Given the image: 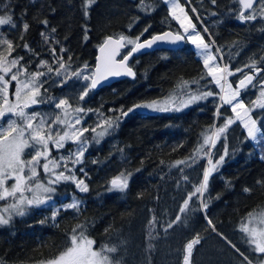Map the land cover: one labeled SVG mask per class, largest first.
<instances>
[{"label": "trees", "instance_id": "obj_1", "mask_svg": "<svg viewBox=\"0 0 264 264\" xmlns=\"http://www.w3.org/2000/svg\"><path fill=\"white\" fill-rule=\"evenodd\" d=\"M83 3L84 0H0V15H11L16 25L15 28L11 25L0 26V36L14 43H23L20 40L22 22L29 23L30 28L24 34V41L40 56L33 57L23 48H17L12 55L23 56L22 63L31 60L29 71H37L41 59L49 61L53 68L57 67L52 63L54 58L46 50L48 46L42 44L40 37L42 30L50 31L51 27H55L57 31L53 35L60 44L53 46L57 53L60 47L67 49V52L62 53L65 61L68 56L72 57L68 71L81 69L85 62L89 65V71H92L99 45L106 36L123 33L135 37L151 25L141 37L144 40L164 30L163 0H146V3L152 5L147 13L137 7L139 0H95L88 10V18L83 15ZM44 18L49 21V29H44L38 23V20ZM85 26L89 29L87 41L84 40ZM180 52L158 49L137 55L130 61L136 72L134 79L124 78L93 90L83 101L74 96L73 100H77L73 106L78 104L85 109H99L103 114L92 111L83 115L84 126L95 127L104 116L118 114L110 109H119L121 105L127 108L135 103L163 99L176 91L182 97L189 90H205L212 86L207 81H200L199 85L192 83V73L201 71L203 65L194 57V53L184 55ZM56 78L54 72L41 77V80L47 81L41 89L44 93L46 87L47 92L44 94L47 100L49 97L63 95L65 89L71 92L83 89L84 84L78 88V80L75 78L69 79L62 86H53L52 81ZM181 80L189 81L192 86L189 83L187 89H181ZM14 90L15 82L10 87V93ZM258 95L259 90L252 89L251 92L242 93L240 99L250 106V102ZM52 103L33 105L27 110L32 111L39 106L47 108ZM221 104L217 95L198 102L186 111L138 110L124 118L110 135L104 136L99 143L91 142L83 162L75 165V174L85 179L89 192L82 193L74 184L61 183L56 186L53 206L33 209L29 215L15 218L10 226L0 227V260L4 264H32L47 260L65 245L71 229L87 219L94 224L89 228V235L96 240L97 247L103 243L118 245L119 251L115 255L122 258L124 264H133V261L142 263V260L143 264H159L157 246L170 232L171 228L168 229L167 225L177 215H181L183 232L189 234L191 239L197 233L202 237L201 243L195 247L197 253L192 256V264H197L198 253L207 257L214 248H225L231 254L230 258L236 256L241 260L242 256L231 245H235L255 263V254L250 247L241 244L242 233L238 228L247 212L258 207L264 208V187L256 183L264 181V160L260 159V149L264 147L246 139L247 132L239 121L228 128L226 140L221 138L212 149L218 156L226 143L230 155L210 178L209 191L204 197L210 201L208 208L201 210L200 199L194 197L190 202V208L194 210L180 213L187 194L193 191V185L202 178L207 158H201V153L191 167H174L175 162L193 154L203 141L202 133L211 125L221 126L226 117L234 116L230 106L223 105L219 108L222 115L217 117L215 113ZM252 116L261 120L260 126L264 128V110L255 109ZM85 136L91 140L94 133L88 132ZM74 148L76 145L69 142L64 149L53 150L52 154L67 156L69 150L74 151ZM69 167L73 166L69 164ZM81 167L86 176L79 171ZM40 171L41 179L46 180L43 171ZM121 172L132 173L128 189L125 192L106 191L108 182ZM185 175L187 181L183 179ZM245 187L252 189L250 194L243 192ZM217 195L219 199H216ZM73 197L83 202L81 212L61 210L55 222L48 220L40 223L46 217H51L52 211L60 208L62 203H70ZM205 216L212 220L216 232L212 231ZM153 217L155 222L149 225ZM178 224L173 226L177 227ZM109 225L112 226L111 230L105 234L104 229ZM149 233L152 235L150 240ZM181 241L185 245L186 236ZM229 241L230 245L227 243ZM149 243L154 246L151 250L148 249Z\"/></svg>", "mask_w": 264, "mask_h": 264}, {"label": "snow or ice", "instance_id": "obj_2", "mask_svg": "<svg viewBox=\"0 0 264 264\" xmlns=\"http://www.w3.org/2000/svg\"><path fill=\"white\" fill-rule=\"evenodd\" d=\"M163 2L168 7V14L183 29V34L164 32L141 40V37L151 27L148 25L135 37L123 33L116 36H106L99 45L100 55L97 56V62L92 71H89L87 62L79 70L68 71L72 57L68 56L67 61H65L62 53L67 52V49L60 47V52L57 53L56 47L53 46L60 44V41L55 39L53 35L57 31L55 27H51L50 31L42 30L40 37L42 44L48 46L46 50L54 58L52 63L56 64L57 67L53 68L49 61L41 59L37 64V71H29L31 60L22 63L24 61L23 56L12 55L17 48H23L33 57L40 56V53L24 41V34L30 28L29 23L22 22L20 40L23 43H14L11 39L0 36V201L5 202L0 206V227L10 226L15 218L25 217L33 209L48 206L57 193L56 186L61 183L74 184L75 188L82 193L89 192V185L85 179L75 174V165L83 162L84 154L91 142L99 143L104 136L110 135L111 131L118 128L124 118L138 110L179 112L199 101L219 95L222 104L217 107L215 115L217 117L222 115L219 108L223 105H229L234 114V116L226 117L221 126L213 124L209 129H206L202 133V143L194 150L193 154L184 160L175 162L174 167L180 165L191 167L197 162V157H200L201 153L203 154L201 158H207V166L203 168L202 178L193 185V191L189 192L183 201L180 208L182 214L194 210L190 208V202L193 201L194 197L200 199L201 210L208 208L210 201L204 197L209 191L210 178L219 171L225 163L226 157L230 155L226 143L223 145V152L218 156L212 149L216 147L221 138L226 140V133L231 125L239 121L247 132L246 139L264 147L262 144L264 142V128L260 126L262 121L254 119L252 116L255 109L264 110V80H259V95L250 102V106L240 99L241 90L256 87L254 81L264 69L257 67V60L255 59L244 66L252 70L251 74L244 73L243 68H236L233 71L229 65L220 63L219 61L224 59L222 49L216 45V41L212 38L208 28H203V33L208 35L206 40L201 31L197 30L196 24L193 23L180 0H163ZM186 2L191 4V0H186ZM236 2L240 5L236 12V18L240 22L264 20V0H236ZM94 3L95 0H84L83 15L85 18H88V10ZM211 3L215 5L216 0H211ZM137 7L147 13L152 5L146 3V0H139ZM51 11L54 12L55 9H51ZM191 11L196 14V18L199 20L197 9L192 7ZM136 19L138 20L139 17ZM38 23L42 24L44 29H49L47 18L38 20ZM0 25L16 27L11 15H0ZM129 30H131V25H129ZM260 30L264 31V28ZM88 31L89 29L85 26V41L89 39ZM181 41L195 46L196 54L202 58L203 66L207 69L206 75L211 77V83H215L220 88V93H215L210 89L204 91L198 88L196 91H187L185 93L186 98L183 99L170 95L163 101L153 100L135 103L127 108L121 105L119 109H110V111L118 114L104 116L95 127L83 126V115L95 111L103 116L99 109H85L82 106L73 107L67 98L55 100V98L49 97L47 101L43 98L47 89L44 88V93L41 89L47 81L41 80V77H46L53 72L57 77H63L59 81L61 86L72 78L84 81L83 89L79 95V100L83 101L91 91L102 85L109 77L129 76L135 78L136 73L128 63L135 54L144 49L152 48L158 42L179 44ZM237 43L234 41L233 46ZM214 48L215 52H213ZM124 49L127 51L122 52ZM118 56L120 59H117ZM260 60L264 61V57H261ZM39 69H46V71ZM236 73H244V75L233 88L228 77ZM200 79H204V75ZM13 82H15V90L10 93L9 89ZM189 83L187 80H181L179 87L187 89ZM192 83H198V81H192ZM45 102H54V107L59 109L60 113L54 118H50L46 114L27 111L33 105ZM11 117H15V119ZM54 125L59 126L63 131L54 129ZM88 132L94 133L91 140L85 136V133ZM68 142L76 145L74 151L69 150L67 156L52 157L53 149L57 151L64 149ZM214 157L216 158L214 159ZM260 159L264 160V155H261ZM69 164L73 167H69ZM40 170L47 177L46 180L41 179ZM79 171L86 176L82 167L79 168ZM131 176V172H121L108 182L106 191L125 192L129 187ZM183 179L187 181L188 177L185 175ZM256 183L258 186L264 187V181H257ZM251 191L252 189L248 187L243 189L244 193L250 194ZM216 199H219V195ZM82 203L81 200L73 197L70 203H62L60 208L52 211L51 217H46L40 223H46L48 220L55 222L61 210H74L79 213ZM205 218L212 231L216 232L217 229L212 220L208 219L207 216ZM154 222L155 217L149 221V225L154 224ZM178 222H181V215H177L167 225V228H172ZM93 226V222L87 219L77 223L71 229L65 245L58 253L47 260H41L39 264H124L123 259L117 258L115 255L119 251L118 245L103 243L97 247L96 240L89 235V228ZM111 227L109 225L104 229L105 234L111 230ZM238 230L242 233L244 242L250 246L251 252L255 254V264H264V208L258 207V209L247 212L245 217L241 219ZM217 234L222 236L221 233ZM151 238L152 235L149 233L148 239ZM224 239L227 238L224 237ZM201 240L202 237L197 233L185 243L182 264H192L194 249L201 243ZM228 243L231 244V241ZM231 246L243 257L245 264H254L248 255L240 252L235 245ZM153 247L149 243L148 249L151 250ZM0 264H4V261L0 260Z\"/></svg>", "mask_w": 264, "mask_h": 264}, {"label": "flooded vegetation", "instance_id": "obj_3", "mask_svg": "<svg viewBox=\"0 0 264 264\" xmlns=\"http://www.w3.org/2000/svg\"><path fill=\"white\" fill-rule=\"evenodd\" d=\"M180 3L185 7L193 23L196 24L197 30L201 31L205 39H208V35L203 33V28L207 27L209 33L212 34V38L216 41V45L221 47L224 59L223 61H219L220 63L229 65L233 71L236 68H243L244 73L251 74L252 70L244 66L255 59L257 60V67L264 69V61L260 60L261 57H264V32L260 30L263 28V20L258 19L248 23L240 22L236 18V12L240 8L236 0H216L215 5L211 3V0H191V4H188L186 0H180ZM192 7L197 9L200 17L199 20L196 18V14L191 11ZM164 8L165 12L162 18L164 30L159 33L171 30L174 33L180 32L183 34V29L180 27L179 23L173 20L168 14V7L165 3ZM234 41L238 42L235 46H233ZM163 50H179L181 51L180 53L184 55L194 53V57L203 65L202 58L196 54L197 50L191 43L184 42L183 47L176 49L166 48ZM213 52H215V48ZM206 72L207 69H205L204 66L201 71H194L190 77L191 81H211V77H208ZM244 73H236L228 77L233 87H236L239 79L243 78ZM202 75H204V79H200ZM259 80H264V71H261L257 80L254 81L256 87L241 90L240 95L245 91L251 92L252 89L259 90ZM213 86H216L215 83L212 84V87Z\"/></svg>", "mask_w": 264, "mask_h": 264}, {"label": "rangeland", "instance_id": "obj_4", "mask_svg": "<svg viewBox=\"0 0 264 264\" xmlns=\"http://www.w3.org/2000/svg\"><path fill=\"white\" fill-rule=\"evenodd\" d=\"M2 26V25H0ZM63 77H57L56 79H54L52 81V85L53 86H57L59 85V81L62 79ZM210 82V81H209ZM85 82L84 81H78V88H80ZM211 83V82H210ZM213 83H211L212 85ZM196 85H199L198 83ZM189 86H192L191 83ZM50 87V85L48 86ZM46 88V87H44ZM215 88V89H213ZM235 88V87H233ZM77 89V88H76ZM212 90L213 92L215 91H218L220 93V88L218 86H210L208 88H206L204 91L206 90ZM69 90V91H68ZM10 91V89H9ZM42 91V90H41ZM66 92L63 93V95L59 96V97H56L55 100H58V99H61V98H67L69 100V102L72 104L73 106V103L74 101H76L77 99L73 100V97L74 96H77L79 97L81 91L80 90H76L75 92H71L70 89H65L64 90ZM46 94L43 95V98L45 101H47V97L45 96ZM170 95H173V96H177L178 98H186V96H182L180 97V94L177 93V91L173 94H170ZM169 95V96H170ZM10 98H13L14 97H11ZM167 98V97H165ZM165 98L163 99H156L157 101H163ZM150 101H153V100H149V101H145V102H150ZM200 102V101H199ZM46 103H49V102H46ZM144 103V102H143ZM198 103V102H197ZM197 103L195 104H192L190 105L189 107L187 108H184L183 110L181 111H186L188 109H190L191 107L195 106ZM77 106H79L77 104ZM47 108L45 107H42V106H39V107H36L35 110H32V111H28V112H39L41 114H46L47 116H49L50 118H54L55 115L59 114L60 113V110L59 109H56L54 107V102L52 103V105H47L46 106ZM73 107H76V106H73ZM139 111H145V112H156V111H152V110H139ZM171 112V111H169ZM13 119H15V117H11ZM7 119V118H6ZM84 126V124H83ZM54 129H58V130H61L63 131L62 128H60L59 126H55L54 125ZM69 143V142H68ZM67 143V144H68ZM55 150V149H53ZM75 150V148H74ZM53 152V151H52ZM52 157H59L61 156L62 154L61 153H58V154H51ZM261 155H264V148L260 149V156ZM47 179V177H46ZM9 183H12V181H9ZM28 195H30V193H28ZM3 202V201H2ZM5 202H3L2 204H0V206H2ZM54 202H50V204L48 206H53ZM183 220H181V222H179V224L176 226H173V228L170 229V232L167 233L165 236H164V239L159 243V245L157 246V251H158V261H159V264H182V257H183V243H182V238L184 236H186L187 238V241H189L191 238L185 234L183 232L184 228H183ZM185 231V230H184ZM194 234V233H193ZM241 238H240V241H241V244L243 246H247V247H250L248 244H246L244 242V239H243V236L240 234ZM196 249V248H195ZM194 249V253H197V249L195 250ZM231 254H228L227 250L224 248H214V250L210 253V255H208L207 257L204 256L203 254L201 253H198V257H197V264H244L240 261V259L236 258V256H234L233 258H230ZM203 257V258H202ZM256 258V256H255ZM234 261V262H233ZM40 261H37V262H34L32 264H39ZM143 260H142V263L138 262V261H133V264H143Z\"/></svg>", "mask_w": 264, "mask_h": 264}, {"label": "water", "instance_id": "obj_5", "mask_svg": "<svg viewBox=\"0 0 264 264\" xmlns=\"http://www.w3.org/2000/svg\"><path fill=\"white\" fill-rule=\"evenodd\" d=\"M165 32H172L174 33L173 31L171 30H168V31H165ZM164 33V32H163ZM157 34H162V33H157ZM155 34V35H157ZM150 38V37H149ZM148 39V38H147ZM184 46V41H181L179 44H167V43H163V42H158L156 45H153L152 48L150 49H144L142 50L140 53H137L135 54L132 58H134L135 56L137 55H140V54H143V53H147V52H150V51H154V50H158V49H166V48H172V49H176V48H180V47H183ZM126 49L122 50V52H124ZM100 55V52H99V48H98V52H97V56ZM97 58V57H96ZM131 58V59H132ZM117 59H120V57L118 56ZM131 59L129 60V65H130V61ZM97 62V61H96ZM96 65V64H95ZM131 66V65H130ZM95 68V66H94ZM94 70V69H93ZM133 71L135 72L134 68H133ZM136 73V72H135ZM136 77V76H135ZM124 78H129V79H134L132 77H129V76H119V77H109V79L107 81H105L102 85L98 86L95 90H99L101 88H103L104 86H107V85H112L114 83H116L117 81L121 80V79H124Z\"/></svg>", "mask_w": 264, "mask_h": 264}, {"label": "crops", "instance_id": "obj_6", "mask_svg": "<svg viewBox=\"0 0 264 264\" xmlns=\"http://www.w3.org/2000/svg\"><path fill=\"white\" fill-rule=\"evenodd\" d=\"M240 261L245 264V262H243V258Z\"/></svg>", "mask_w": 264, "mask_h": 264}, {"label": "bare ground", "instance_id": "obj_7", "mask_svg": "<svg viewBox=\"0 0 264 264\" xmlns=\"http://www.w3.org/2000/svg\"><path fill=\"white\" fill-rule=\"evenodd\" d=\"M228 243V242H227ZM230 245V244H229Z\"/></svg>", "mask_w": 264, "mask_h": 264}]
</instances>
